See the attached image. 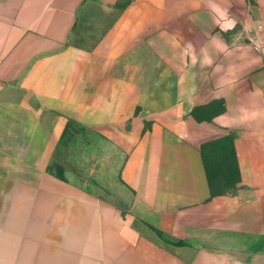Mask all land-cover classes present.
<instances>
[{
    "label": "crops",
    "instance_id": "0c3cea01",
    "mask_svg": "<svg viewBox=\"0 0 264 264\" xmlns=\"http://www.w3.org/2000/svg\"><path fill=\"white\" fill-rule=\"evenodd\" d=\"M76 125L110 194L50 168ZM0 264H264V0H0Z\"/></svg>",
    "mask_w": 264,
    "mask_h": 264
},
{
    "label": "rangeland",
    "instance_id": "374dc122",
    "mask_svg": "<svg viewBox=\"0 0 264 264\" xmlns=\"http://www.w3.org/2000/svg\"><path fill=\"white\" fill-rule=\"evenodd\" d=\"M115 153V147L109 144L105 146L93 129L81 125L71 126L60 140L50 168L58 174L88 182L96 189L107 185L110 194V190L115 188L114 182L119 179L115 171L120 164V157ZM216 162L212 160L210 166L213 169Z\"/></svg>",
    "mask_w": 264,
    "mask_h": 264
},
{
    "label": "trees",
    "instance_id": "16d2710c",
    "mask_svg": "<svg viewBox=\"0 0 264 264\" xmlns=\"http://www.w3.org/2000/svg\"><path fill=\"white\" fill-rule=\"evenodd\" d=\"M232 137H226L217 144L218 155L215 168L209 167L212 189L226 192L234 189L240 179L236 156L232 152ZM216 147L213 148L215 150Z\"/></svg>",
    "mask_w": 264,
    "mask_h": 264
}]
</instances>
